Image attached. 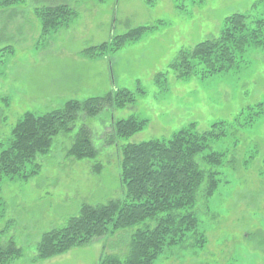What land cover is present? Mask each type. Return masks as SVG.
Listing matches in <instances>:
<instances>
[{"label":"rangeland","instance_id":"obj_1","mask_svg":"<svg viewBox=\"0 0 264 264\" xmlns=\"http://www.w3.org/2000/svg\"><path fill=\"white\" fill-rule=\"evenodd\" d=\"M60 4L76 17L38 43L35 9ZM233 14L248 23L264 20V0H25L0 8L2 148L26 113L44 115L68 101L123 89L134 99L94 118L80 115L72 131L54 138L48 153L28 167H37L35 176L0 182V243L11 239L22 252L10 264H98L106 255L123 260L135 229L33 262L42 234L62 227L82 205L123 199L120 146L167 140L190 125L203 133L218 123L225 124L226 136L195 159L201 170L217 172L218 181L211 197L197 195L192 210L203 243L166 248L153 264H264V112L255 109L264 105V49L248 48L235 69L203 79H178L169 69L180 51L217 37ZM138 27L153 30L109 54L83 53ZM129 117L145 121V128L129 139L114 138V122ZM82 125L97 151L93 161L67 155ZM210 152L223 154L221 164L202 160ZM94 162L102 165L99 174L92 173Z\"/></svg>","mask_w":264,"mask_h":264},{"label":"trees","instance_id":"obj_2","mask_svg":"<svg viewBox=\"0 0 264 264\" xmlns=\"http://www.w3.org/2000/svg\"><path fill=\"white\" fill-rule=\"evenodd\" d=\"M24 1L0 0V8H10ZM35 15L40 21L38 43H41L74 19L76 12L68 5L60 4L35 9ZM151 30L153 28L149 27L131 29L83 53L92 58L115 52ZM248 48L264 49V20L254 19L248 23L244 15L233 14L225 18L217 37L207 39L191 50L180 51L169 69L178 79L197 75L207 78L235 69ZM162 76L156 77L157 84ZM133 102V95L123 89L82 102L68 101L62 108L44 115L24 114L12 128L7 147L0 145V182L35 176L37 167L34 172L28 167L34 164L37 156L48 153L54 138L71 132L80 115L94 118L104 110L123 109ZM255 109L257 114L263 113L264 105L259 104ZM146 124L133 117L118 120L112 126V135L117 139H129ZM224 125L214 124L203 133L190 125L167 140L120 146L119 178L124 190L123 199L101 205H82L78 214L68 218L62 227L42 234L35 247L33 262L55 258L74 248L87 246L94 239L126 229H135L126 257L121 260L116 255H106L98 264H153L166 248L201 246L203 237L197 231L198 221L192 210L197 195L211 197L218 181L217 172L201 170L195 159L209 148L211 142L226 136ZM67 155L75 161L96 158L91 133L85 126L79 127L74 134ZM222 158L223 154L210 152L202 160L212 167L221 164ZM101 170L102 165L94 162L92 173L99 174ZM21 254L13 240H8L5 245L0 243V264H10Z\"/></svg>","mask_w":264,"mask_h":264}]
</instances>
